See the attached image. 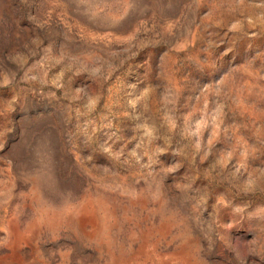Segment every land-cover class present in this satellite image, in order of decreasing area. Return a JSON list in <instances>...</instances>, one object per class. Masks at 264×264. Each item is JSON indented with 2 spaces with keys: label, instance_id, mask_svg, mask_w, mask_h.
Listing matches in <instances>:
<instances>
[{
  "label": "rangeland",
  "instance_id": "obj_1",
  "mask_svg": "<svg viewBox=\"0 0 264 264\" xmlns=\"http://www.w3.org/2000/svg\"><path fill=\"white\" fill-rule=\"evenodd\" d=\"M0 264H264V0H0Z\"/></svg>",
  "mask_w": 264,
  "mask_h": 264
}]
</instances>
